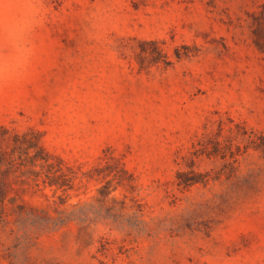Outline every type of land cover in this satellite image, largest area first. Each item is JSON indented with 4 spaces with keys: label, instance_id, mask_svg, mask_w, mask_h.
<instances>
[{
    "label": "rangeland",
    "instance_id": "rangeland-1",
    "mask_svg": "<svg viewBox=\"0 0 264 264\" xmlns=\"http://www.w3.org/2000/svg\"><path fill=\"white\" fill-rule=\"evenodd\" d=\"M238 126L264 133V0H0V149L37 137L66 183L11 174L0 264H264V158L210 154Z\"/></svg>",
    "mask_w": 264,
    "mask_h": 264
},
{
    "label": "trees",
    "instance_id": "trees-1",
    "mask_svg": "<svg viewBox=\"0 0 264 264\" xmlns=\"http://www.w3.org/2000/svg\"><path fill=\"white\" fill-rule=\"evenodd\" d=\"M158 53L160 51L158 50ZM232 134L233 129H230ZM239 136H242L246 142L244 146L245 151H242L241 146L238 147V153L232 151V141L228 140L225 151L221 149L220 143L214 141V150L210 154H221L224 159L230 156L234 161L236 155H241L247 152L250 148L258 152L264 158V133L248 132L245 128L239 129ZM3 137V136H1ZM233 165V163H230ZM17 169L21 170L22 175H29L33 178L36 184H39V180L43 178V183L51 187L56 186L62 188L66 185L61 173V167H58L54 172L51 169H55L54 164L51 162L50 157L45 153L44 149L40 146L39 139L30 134L15 135L13 143L9 151H2L0 149V222L8 225L11 211L17 212L16 208L19 209L21 216L29 215L26 211V205H20L19 207L11 208L9 204L15 205L16 201L14 197H11L12 182L10 176L12 173L17 172ZM46 170V171H45ZM178 184L180 186L188 187L200 182L201 174L192 172H179L177 175ZM107 187L100 191L104 201L109 198L111 191H107ZM34 209V208H32ZM74 211L62 210L57 211L56 215H52L49 212L41 211L40 214L36 215V221L33 225V232L40 234L52 233L59 229L70 225L75 221L73 216Z\"/></svg>",
    "mask_w": 264,
    "mask_h": 264
}]
</instances>
